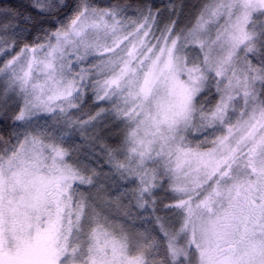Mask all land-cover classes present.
I'll return each mask as SVG.
<instances>
[{
  "label": "snow or ice",
  "instance_id": "snow-or-ice-1",
  "mask_svg": "<svg viewBox=\"0 0 264 264\" xmlns=\"http://www.w3.org/2000/svg\"><path fill=\"white\" fill-rule=\"evenodd\" d=\"M0 264H264V0H0Z\"/></svg>",
  "mask_w": 264,
  "mask_h": 264
}]
</instances>
